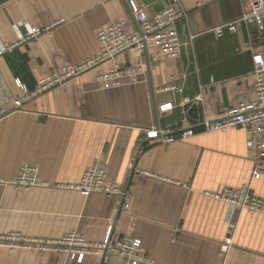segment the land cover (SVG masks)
Segmentation results:
<instances>
[{"label": "crops", "instance_id": "obj_1", "mask_svg": "<svg viewBox=\"0 0 264 264\" xmlns=\"http://www.w3.org/2000/svg\"><path fill=\"white\" fill-rule=\"evenodd\" d=\"M143 1L150 17L168 6L166 0ZM199 1L180 0L189 23L177 24L186 45L179 57L154 59V48L143 54L128 50L13 111L14 97L22 95L19 82L33 90L50 72L95 57L101 29L123 21L133 32L137 23L128 0H0L4 43L60 22L37 43H23L0 57V107L12 110L0 119V179L13 181L24 165H33L46 183L22 192L0 184V235L55 241L76 232L100 243L113 224L120 237L142 241L150 264H264V214L212 196L250 185L251 193L264 200V175L252 179L257 150L248 131L198 128L169 144L146 137L151 128L179 133L205 118L221 119L254 96L248 46L264 51V29L240 23L235 33L226 30L222 37L212 29L239 21L261 0H216L204 8H198ZM138 63L145 70L137 84L103 89L96 80L115 64ZM171 83L183 92L160 91ZM166 105L172 109L165 110ZM193 106L196 113H190ZM94 167L130 190L128 213L121 212L116 195L85 197L66 188ZM229 239L233 246L225 253ZM101 260L88 256L78 263L60 253L0 247V264Z\"/></svg>", "mask_w": 264, "mask_h": 264}, {"label": "built area", "instance_id": "obj_2", "mask_svg": "<svg viewBox=\"0 0 264 264\" xmlns=\"http://www.w3.org/2000/svg\"><path fill=\"white\" fill-rule=\"evenodd\" d=\"M214 1L216 0H201L197 6L204 8ZM166 2L168 6L162 12L150 17L143 0H128L131 14L137 23L135 31L127 32L126 24L123 21L112 23L98 32L99 52L95 57L77 65H68L61 72H50L38 82L33 90L27 89L18 81L22 95L14 97L12 110L20 111L26 103L70 80L81 77L102 63L116 61L120 54L128 50H135L143 54L149 48H154L157 51L154 59L179 57L186 45L180 40L177 24L184 21L188 25L189 13L183 8L180 0H166ZM240 23L264 29V0L260 1L259 8L250 13H245L239 21L215 27L212 31L218 37H222L226 30L235 33ZM58 24L60 22L50 27L31 28L27 34L21 35L19 41L14 44H7L0 40V57L10 53L23 43H37L42 34L49 33ZM193 39L194 36L190 35V42ZM248 50L252 52L253 73L256 78L253 87L254 96L250 101H242L239 107L227 111L221 119L210 120L205 118L197 125L186 127L179 133L151 128L146 130V137L150 140H159L163 144H169L193 136L198 128L204 132H217L242 127L248 131L257 150L252 179H260L264 175V51H254L252 44L248 46ZM144 70L142 63L125 67L115 64L109 71L99 72L96 80L103 89L120 88L137 84L139 82L138 77L144 73ZM160 91L183 92L173 83L163 87ZM202 100V96L198 97V101ZM170 109H172V105L165 106V110ZM12 110L8 111L4 107H0V119L8 116ZM39 172L37 166L24 165L16 179L13 181L0 179V184L12 185L19 192L45 186L46 183L40 180ZM66 188L79 191L85 197L94 193L116 195L122 200L121 212L128 213L130 211L132 201L130 190L125 186L115 185L110 180L107 171L102 167L89 169L84 173L79 183L67 185ZM212 196L234 208L264 214V200L251 193L250 185L239 189H225ZM232 244V239L226 241L223 251L227 253L232 248ZM0 247L12 251L28 249L39 253H60L78 263H83L88 256L101 258V264H116L115 258H120L123 261L122 264H150L152 262L145 255L140 239L120 237L115 232L113 224L109 226L105 239L100 243H91L76 232L69 233L62 239L55 241L31 239L19 233H9L0 235Z\"/></svg>", "mask_w": 264, "mask_h": 264}, {"label": "water", "instance_id": "obj_3", "mask_svg": "<svg viewBox=\"0 0 264 264\" xmlns=\"http://www.w3.org/2000/svg\"><path fill=\"white\" fill-rule=\"evenodd\" d=\"M196 111H197V106H193L192 109H191V111H190V113H192V112L193 113H196Z\"/></svg>", "mask_w": 264, "mask_h": 264}]
</instances>
